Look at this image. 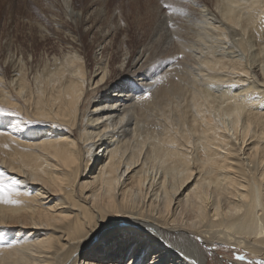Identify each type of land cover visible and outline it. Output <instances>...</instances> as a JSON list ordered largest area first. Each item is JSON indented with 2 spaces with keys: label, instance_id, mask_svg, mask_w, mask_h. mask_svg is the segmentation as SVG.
Listing matches in <instances>:
<instances>
[{
  "label": "bare ground",
  "instance_id": "1",
  "mask_svg": "<svg viewBox=\"0 0 264 264\" xmlns=\"http://www.w3.org/2000/svg\"><path fill=\"white\" fill-rule=\"evenodd\" d=\"M30 1L0 29V264L264 260V0Z\"/></svg>",
  "mask_w": 264,
  "mask_h": 264
},
{
  "label": "rangeland",
  "instance_id": "2",
  "mask_svg": "<svg viewBox=\"0 0 264 264\" xmlns=\"http://www.w3.org/2000/svg\"><path fill=\"white\" fill-rule=\"evenodd\" d=\"M19 1V2H18ZM122 0H104L103 2V6H102V11L105 13L106 15V19L109 20L113 15L116 16L119 13V5L121 4ZM125 3H127L128 0H123ZM48 2H44L41 5H47ZM0 29H2L4 27V25L7 23V20H10L11 17V13H9L8 10L12 9V13H13V17H15L16 22L20 25L22 23V20H18L19 19V14L21 12L25 13V15H28V13L32 12L35 15L39 16V18L45 16L44 12L47 13V11L40 9V7H38L33 1L30 0H15L14 4L9 7V9H7L8 7L5 5V3H0ZM5 6V7H4ZM7 7V8H6ZM129 8L131 9V6L129 5ZM129 10V9H127ZM126 10V13L128 12ZM132 10V9H131ZM135 10V9H134ZM80 9L76 10V13L79 12ZM125 13V15H127ZM130 17V16H129ZM124 18V16H123ZM122 18V19H123ZM131 18V17H130ZM124 19L127 20L125 21V23L123 22V20L121 21V24L123 22V26L124 29L128 28L127 30L129 34H127V38L126 40H128L129 37H131L132 34V38H136V29L134 28V26H132L133 22L131 21V19ZM13 19V18H12ZM70 23L72 22L71 19H67ZM12 21V20H10ZM168 29L169 26H166ZM134 31V32H133ZM132 32V33H131ZM135 33V34H134ZM123 38V36H122ZM52 39V44L53 45H57L58 41ZM131 39V38H130ZM91 38H87V42L90 43L91 42ZM150 44L147 41V45L154 46L153 45V40H150ZM78 45H80V43H78ZM58 46V45H57ZM60 48V46H58ZM39 55H41V51L38 50L37 51ZM92 58L94 57H101V53L100 52H95L91 54ZM94 82V80H93ZM92 82V83H93ZM96 85V83H95ZM97 86V85H96ZM97 88V87H96ZM91 89H95L94 86H91ZM113 93V92H111ZM88 103L86 106L91 109L93 111V103L91 101H95L96 100V96L94 97V95L92 94V92H90L88 98ZM92 103V104H91ZM92 105V106H91ZM204 250H206L207 252V261L205 264H258L256 261V256H253L252 254H249L247 252H245L244 250H241L239 248H235L233 246H230L222 241L217 242V244L215 246H207L204 245ZM240 257H243V259H240Z\"/></svg>",
  "mask_w": 264,
  "mask_h": 264
},
{
  "label": "snow or ice",
  "instance_id": "3",
  "mask_svg": "<svg viewBox=\"0 0 264 264\" xmlns=\"http://www.w3.org/2000/svg\"><path fill=\"white\" fill-rule=\"evenodd\" d=\"M165 7H168V6L165 5ZM0 113H2L5 116L15 115V113L9 112L4 109H0ZM15 184H16L15 180L11 182V186L8 184H4L2 177H0V201L4 200L7 196L11 195V193L14 190ZM240 259H243V257H240ZM259 264H264V260L260 261Z\"/></svg>",
  "mask_w": 264,
  "mask_h": 264
}]
</instances>
